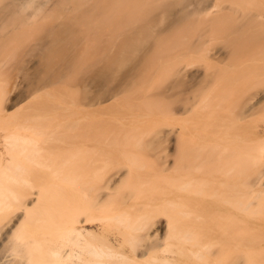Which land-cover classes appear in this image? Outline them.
<instances>
[{
    "label": "bare ground",
    "instance_id": "obj_1",
    "mask_svg": "<svg viewBox=\"0 0 264 264\" xmlns=\"http://www.w3.org/2000/svg\"><path fill=\"white\" fill-rule=\"evenodd\" d=\"M209 60L264 68V0H0V264H264L242 191L257 197L264 153L243 177L246 134L224 126L260 111L264 86ZM156 72L162 90L133 93ZM185 80L187 126L130 122L171 111Z\"/></svg>",
    "mask_w": 264,
    "mask_h": 264
},
{
    "label": "rangeland",
    "instance_id": "obj_2",
    "mask_svg": "<svg viewBox=\"0 0 264 264\" xmlns=\"http://www.w3.org/2000/svg\"><path fill=\"white\" fill-rule=\"evenodd\" d=\"M166 21L163 20L162 21V25L165 23ZM235 42H238V41H235ZM231 44L234 45V43L232 41H230L229 39H226V38H216L214 39L210 44H209V47L211 49H216V48H221L223 47L225 50H229L231 48ZM238 47V46H237ZM240 51V50H239ZM242 53H245L244 51ZM17 54L14 53V52H10L6 55V60L8 61H11L14 62L16 61V56ZM8 56H10L8 58ZM13 57H14V60H13ZM8 58V59H7ZM193 59L195 61H197L199 58L195 55L193 57ZM8 61V62H9ZM210 64L212 66H214V68L216 67L217 69H222V72L227 74L228 72H231V73H235V69L239 68L240 70L237 71V76H238V79H249V80H254L255 82V85L256 87H261V86H264V68H260V69H256V68H244V67H235L234 68H222L224 65L222 64H218V63H214L213 61H210ZM123 65H127V61L125 60L123 62ZM225 67V66H224ZM159 75V76H158ZM161 76V77H160ZM154 81V82H153ZM167 83V79L165 78V75L161 74V73H158L156 72L155 74L152 75V77L150 78L149 82L147 84H144V85H138V86H135L133 87L132 91L133 93L137 94L138 96L139 95H143V94H148V93H154V92H159L160 90H162L165 86V84ZM154 86V87H153ZM188 83L187 81H183V83L181 85H179L177 88H178V91H176V93L174 94H170V96L168 98L165 99V104H169V106L171 107V111L170 110H167L164 106V103L163 101H153L152 103H145L144 105H142V109L145 110L144 113H146L145 116H142V117H135L137 119H132L130 120V122L132 124H140V123H143L145 126H146V129L148 130V128H150V126H152V121L154 122H159L160 123H163L165 122V124L167 125H170V126H161V128H159V125L158 123H154L155 125L157 124L158 128H156V126H154L153 130H156V131H161V130H165V129H179L181 127H184V126H187L189 124V119L186 121V119H184L183 117H181V115H177L176 113H174V109L179 105L181 104L182 102H184V100L186 99L187 95H191L192 93L189 92V93H186V91L188 90ZM151 88V92L149 91V89ZM140 90V91H139ZM149 91V92H148ZM148 92V93H147ZM201 91H196L195 94H199ZM194 93V92H193ZM118 104L117 107H115L114 105ZM121 104H119V102L117 101L115 104H113V107L114 109L112 110L113 107L111 108H105L104 110H102L103 113H108V114H111L112 116L115 115V110L118 109V107L120 106ZM144 107V108H143ZM147 110V112H146ZM163 110V111H162ZM107 111V112H106ZM158 111V112H157ZM204 113V111L202 110H197L195 111V113L192 114V117L191 119H196L200 114ZM166 114V115H165ZM153 115V116H152ZM159 116V118H158ZM169 116V117H168ZM177 116V117H176ZM201 116V115H200ZM210 116V115H209ZM150 117V119L148 118ZM157 117V118H156ZM162 117V118H161ZM146 119V121L148 122H145L144 119ZM157 119V120H154V119ZM170 118V119H169ZM141 119V121H140ZM160 119V120H159ZM168 119V120H167ZM210 119L212 120L211 116H210ZM151 120V121H150ZM167 120V121H165ZM150 121V122H149ZM134 122V123H133ZM186 124H185V123ZM151 123V124H150ZM163 125V124H162ZM222 125V124H221ZM224 126H225V129H228L229 131L231 130H237V131H242L243 133L246 134V139L243 141V143L246 145V143L248 144L249 146V153H250V163L249 164H245V166L242 167V176L243 177H248L250 175H252L253 173H255L257 171V168L256 166H254V161L256 160V158L258 157L259 154L263 155L264 152L261 151V145H262V141L259 140L258 138H256V135L254 134L255 131L257 130H260L264 127V104L262 106V109L260 111H258L256 114H254L253 116H251L250 118L246 119L245 121H239V122H236V121H227L226 123H224ZM261 126V127H260ZM224 129V130H225ZM248 140V141H247ZM247 141V142H246ZM261 152V153H260ZM166 180V179H165ZM165 180L162 181V184L163 182H165ZM161 181V180H160ZM159 181V182H160ZM170 181V182H169ZM174 179H167V182L171 183L169 185H172ZM156 182V181H155ZM158 182V181H157ZM264 182V180H263ZM161 183V182H160ZM165 184V183H164ZM163 184V185H164ZM167 184V183H166ZM159 185V184H158ZM162 185V186H163ZM153 186V185H152ZM161 186V185H160ZM245 186V185H244ZM155 187V186H154ZM243 187V186H242ZM259 187V190L258 188H256V195L257 197L254 195L253 196V191H251L252 188L249 189V186H245L243 187L242 191L245 189L247 190L248 192H251L250 196L249 197H246L247 199H245V202H249L251 201V203H254L249 207L250 210L249 212L251 211L252 213V209L254 210L256 207L259 206L260 204V208L263 206V209H260L259 207L256 208L258 210H260L259 212L255 210V212H257V215L259 213V216H261L260 212L263 213L264 215V183H262V186H258ZM156 188V187H155ZM153 188V189H155ZM160 188L159 186L156 188L158 189ZM163 188V187H162ZM262 190H261V189ZM153 189H151V191H153ZM160 191V189H159ZM260 191V192H259ZM259 192V193H258ZM254 197H256L257 199H255ZM250 198V199H249ZM254 198V199H252ZM259 201V202H257ZM259 203V204H258ZM258 204V206H257ZM248 208V209H249ZM247 209V210H248ZM247 210H243L244 213H248ZM254 212V213H255ZM174 219V218H173ZM174 221V220H173ZM174 223V222H172ZM173 226V225H172ZM171 226V227H172ZM174 229V227H173ZM173 229H170L173 230ZM258 232L254 233V234H257ZM261 233H263V235H261ZM259 237H262L264 239V229L259 233L258 235ZM156 239H158V242H160V235H156L155 237ZM160 239V240H159ZM250 245H254V244H250ZM251 248V247H250ZM260 248V249H259ZM263 248H264V242L261 243V244H255V247H252L251 250L253 251L254 249H256L254 252L256 254L259 253L260 250L263 251ZM250 250V251H251ZM258 250V251H257ZM260 251V252H262ZM261 255V254H259ZM264 255V254H263ZM262 255V256H263ZM264 258V256H263ZM263 260V259H262ZM240 261L242 262H247L248 261V258L246 256H244V254L242 253L241 254V258H240ZM264 261V260H263ZM246 264V263H245Z\"/></svg>",
    "mask_w": 264,
    "mask_h": 264
}]
</instances>
